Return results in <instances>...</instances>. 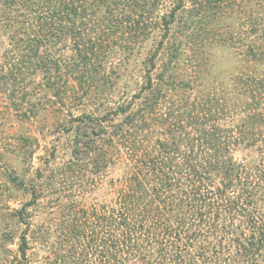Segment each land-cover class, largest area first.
<instances>
[{
    "label": "trees",
    "instance_id": "obj_1",
    "mask_svg": "<svg viewBox=\"0 0 264 264\" xmlns=\"http://www.w3.org/2000/svg\"><path fill=\"white\" fill-rule=\"evenodd\" d=\"M236 1L0 0V97L21 123H54L71 135L68 159L59 161V141L43 156L18 220L58 180L93 188L95 174L126 160L102 209L65 206L61 263L82 264L95 250L101 264L146 262L154 253L161 264H213L224 241L207 255V229L245 257L262 254L264 224L246 210L264 195L243 182L246 167L233 150L236 142L264 148V0H243L240 10ZM244 4L249 23L237 13L246 14ZM236 60L252 90L238 141ZM19 140L28 163L39 138L28 131ZM5 174L21 177L14 167ZM27 244L24 234V256Z\"/></svg>",
    "mask_w": 264,
    "mask_h": 264
},
{
    "label": "rangeland",
    "instance_id": "obj_2",
    "mask_svg": "<svg viewBox=\"0 0 264 264\" xmlns=\"http://www.w3.org/2000/svg\"><path fill=\"white\" fill-rule=\"evenodd\" d=\"M242 1H236V9L240 10L239 4L241 5ZM243 8L242 11H246V14H240L238 11L237 13L249 23V13L245 8V4ZM234 65L235 111L233 126L236 132V141H238L237 137L241 133L240 124L243 119H248L249 113H251L252 90L249 72L247 71L246 75L242 77L241 67H239L240 62L236 60ZM43 118L46 121H50L49 123L55 120L52 114L45 115ZM224 123L229 125L232 122L226 120ZM28 131H31L39 138V144L36 154L27 163L23 161L22 156L25 143L19 139L23 133ZM67 131V129L60 128L54 123L52 126L42 127L39 120L28 121L25 124L21 123L12 108L9 107L7 98L5 96L0 97V264H63L59 260L63 248L60 249L58 243L61 233L58 230L57 223L62 217L65 206L73 204L76 210L79 208L90 210L92 205H94L102 209L101 206L105 201L114 198L116 189L114 187L110 188L109 179L113 177L119 182V178L123 173L124 162H126L125 157L117 159L116 163L111 165L108 170H102L100 173L95 174L94 185L91 186L93 188L81 189L78 181L68 180L65 182L58 180L56 185L43 198L26 207L27 213L30 215L28 220L26 222L18 220L17 211L21 210L33 199L27 186L29 182L37 179V170L42 165V158L46 152L58 145L59 141L66 152V155L60 154L59 161L63 160V158H69L67 147L70 145L71 135ZM262 144H264V138L259 143L260 146ZM263 149L262 146L258 149L257 146L252 145L243 147L236 142L233 150L235 160L246 167V174L243 173L241 175L243 182L251 188L260 186L262 197L264 195ZM6 167L8 169L11 167L16 168L17 173L21 177L18 180L8 179L5 174ZM238 189L241 188L238 187ZM246 211L248 215L255 217L256 224H264V217L261 216L262 214L264 215V201L258 205L249 204ZM87 218L89 222L90 217ZM244 218L238 215L235 223L244 224ZM98 231L101 232L102 229L99 227ZM34 232L37 233L35 237L32 236ZM43 233H46V235ZM86 233L90 235V231ZM209 233L210 231L207 229L206 235L201 239L207 255L211 254L209 248L220 243L222 245V240L224 241L220 259L216 262L212 259L214 260L213 264H264V247L261 248V255L258 256L252 253L245 257L242 253L237 252L236 247L229 239L223 237L221 232L217 234ZM24 234L28 238L26 256L22 255L20 248ZM170 241L171 239H168L166 242L170 243ZM93 246L95 248V245ZM163 260V257L154 253V255L149 256L146 262L136 261L133 264H161ZM101 262L98 251L92 250L84 258L82 264H101ZM168 263L172 264L170 261ZM203 263L199 262L198 264ZM205 264L209 263L206 261Z\"/></svg>",
    "mask_w": 264,
    "mask_h": 264
}]
</instances>
